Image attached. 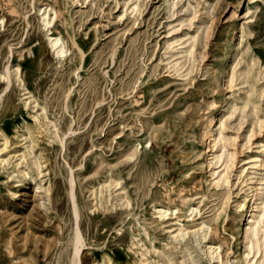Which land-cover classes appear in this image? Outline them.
I'll use <instances>...</instances> for the list:
<instances>
[{
    "label": "rangeland",
    "instance_id": "obj_1",
    "mask_svg": "<svg viewBox=\"0 0 264 264\" xmlns=\"http://www.w3.org/2000/svg\"><path fill=\"white\" fill-rule=\"evenodd\" d=\"M263 174L264 0H0V264H264Z\"/></svg>",
    "mask_w": 264,
    "mask_h": 264
},
{
    "label": "bare ground",
    "instance_id": "obj_2",
    "mask_svg": "<svg viewBox=\"0 0 264 264\" xmlns=\"http://www.w3.org/2000/svg\"><path fill=\"white\" fill-rule=\"evenodd\" d=\"M42 20L45 24H48L51 22V18L48 16L47 6L42 11ZM50 44L52 45V47L55 48V53L58 56L62 55L65 52V47L63 43L61 42L59 35L50 37ZM221 123H222L221 116L216 115L214 122H213V127L208 131L209 143H215L216 135H217L215 133V130L217 128L216 126ZM218 135H219V140H221L222 136L219 134V132H218ZM260 180L261 181L257 184V186L255 187V191L252 194L251 203L250 204H241V203L237 204V207L239 208L242 207L244 209V213H243L244 222L242 225V234H241L242 243L244 244V247L245 246L248 248L255 247L257 251L261 247L264 248V226H263V222H264V174L262 175ZM193 232L197 234L198 231L196 229ZM178 236L183 237V232L180 229L174 235V239H177ZM202 238L204 239L205 235H202ZM196 242H198L201 245L200 243L201 241L199 238H196ZM73 243H74L75 253L72 256L71 264H78L77 262L78 258H77L76 251L79 249V246L82 245V240H81V236H80L78 228H76L75 230ZM211 248H212L211 246L208 247L210 254L213 253ZM217 248H219V246H217L215 249ZM143 264H148V262L143 261Z\"/></svg>",
    "mask_w": 264,
    "mask_h": 264
}]
</instances>
